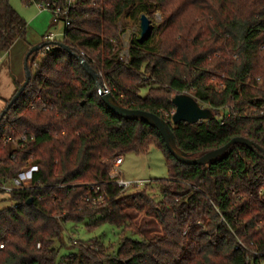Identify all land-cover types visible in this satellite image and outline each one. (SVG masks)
<instances>
[{"label": "trees", "instance_id": "obj_1", "mask_svg": "<svg viewBox=\"0 0 264 264\" xmlns=\"http://www.w3.org/2000/svg\"><path fill=\"white\" fill-rule=\"evenodd\" d=\"M152 4L164 21L147 41H130L125 63L115 52L118 21L139 19ZM68 19L62 43L89 61L123 107L168 122L187 155L199 158L237 136L264 148V0H76ZM27 29L10 0H0V53L26 40ZM39 54L30 55V83L0 121V182L37 167L31 187L9 192L13 203L0 210V264H263L264 160L255 151L237 144L205 166L183 164L155 127L107 108L75 54L60 47L40 60ZM183 93L215 116L174 124L172 98ZM8 136L25 139L14 144ZM150 141L162 151L169 178L126 193L110 181L104 160L144 153ZM89 183L101 186L105 204H92ZM131 209L153 214L157 234L122 236L117 249L100 238L65 240L66 224H110L141 236ZM241 241L261 254L237 249Z\"/></svg>", "mask_w": 264, "mask_h": 264}, {"label": "rangeland", "instance_id": "obj_2", "mask_svg": "<svg viewBox=\"0 0 264 264\" xmlns=\"http://www.w3.org/2000/svg\"><path fill=\"white\" fill-rule=\"evenodd\" d=\"M12 7L16 12L20 13L21 16L28 23V33L26 40L32 46L39 43H45L46 36L51 33L54 34L53 41L63 42L65 36V23L63 20L54 22V12L48 9L39 8L37 3L26 4L24 0H10ZM64 6V5H62ZM151 11L148 14L152 19V23L155 26L154 30L161 27L164 21V14L157 4H152L150 7ZM147 14V13H146ZM140 18L133 19L131 16H124L118 21V27L123 30L120 34L118 40L114 41L115 52L119 55L125 57L130 48V41L134 37H139L140 35ZM160 37V33L157 32L156 35L151 39V46L155 45ZM19 49V48H18ZM18 49H13L12 56L16 62V53ZM43 55L39 54L38 60H40ZM25 59V57H24ZM19 59L17 62L15 70H18L19 66L24 68V60ZM18 66V67H17ZM141 93L145 95L147 92L142 89ZM221 114V113H220ZM220 114L216 115L219 117ZM124 163L122 164L121 170L123 172L122 176L130 180H147L154 182L161 179L169 178L168 169L166 165V159L162 151L150 141V146L148 151L144 153L127 152L124 154ZM109 162V160H104V163ZM31 165L25 166L23 169L30 167ZM22 169V170H23ZM136 189H128L125 192H131ZM156 200L162 199L160 192L156 191ZM12 200L9 198L8 193L2 192L0 190V210L7 208L12 205ZM129 209V208H128ZM133 215V222L136 226L141 228L143 235L136 234L131 230H127L123 233L122 229H119L110 224L100 226L96 229H88L84 224H80L73 227L71 224H66L67 232L65 234V240L67 243L73 242L74 239L81 240L83 242L94 241L95 238H100L106 245H112L114 249H117L122 236L131 237L134 239L141 240L144 236L146 238L152 237L160 230V225H158L156 218L153 214L147 211H138L136 209L129 210ZM68 252L67 248L61 249V254H66Z\"/></svg>", "mask_w": 264, "mask_h": 264}, {"label": "water", "instance_id": "obj_3", "mask_svg": "<svg viewBox=\"0 0 264 264\" xmlns=\"http://www.w3.org/2000/svg\"><path fill=\"white\" fill-rule=\"evenodd\" d=\"M140 35L138 37V41L143 43L151 38L155 26L152 23V19L148 14L144 13L140 16ZM58 47L69 51L72 54H75L69 45H65L62 42H54ZM45 44H35L30 51L27 53L25 57V81L22 83L17 92L12 96L13 98L7 103L4 110L0 113V121L4 118L6 112L9 108L14 105L19 99L20 95L25 91L26 87L30 83L31 71L30 66L33 64L34 57H32L29 61V57L31 54L35 53V51H40ZM76 55V54H75ZM79 61H81L84 70L88 73V75L95 80L97 83V88L99 94H101V99L107 106L109 110L118 115L119 117H123L129 120H141L146 122L152 127H155L160 135L162 136L164 142L166 143V147L169 153L180 161L183 164H193L205 166L221 156L225 155L227 150L237 144H242L252 150L255 151L257 155H259L264 160V148L260 146L255 141L247 139L242 136H237L236 138L231 139L230 142L221 146V148L206 152L203 156L199 158L191 157L184 153L177 145L175 141L174 132L172 130V126L168 124L161 116L156 113H152L142 109H128L123 107L118 103L117 99L113 94L109 91H105L106 84L103 80H100L99 74L97 71L91 66L89 61L76 55ZM172 103L175 107V111L172 115V122L174 124L184 122L190 124H196L203 120L212 119L215 114L211 108L201 106L199 102L195 99V97L189 93L177 94L172 98ZM33 202V198L28 200V203L31 204Z\"/></svg>", "mask_w": 264, "mask_h": 264}, {"label": "built area", "instance_id": "obj_4", "mask_svg": "<svg viewBox=\"0 0 264 264\" xmlns=\"http://www.w3.org/2000/svg\"><path fill=\"white\" fill-rule=\"evenodd\" d=\"M76 0H66V4L64 6L57 4L56 2H50V3H38L39 8L41 9H48L52 10L54 12V22H57L59 20H63L65 25L67 26L70 21L68 19L69 10L72 7V5L75 3ZM46 45L40 50V54L45 56L47 54H52L54 49L58 47L53 41L54 34L51 33L50 35L46 36ZM9 51H4L0 53V60L2 57L8 54ZM121 59L124 60L125 63L129 62V51L126 54L125 57L121 56ZM105 91H109L108 87L104 89ZM25 139V136L19 137L17 140H14L11 136H8L6 138V141L13 142L16 144L17 142L21 143ZM124 157L123 155L115 156L111 159H108V176L110 177V181L114 184H117L121 189L128 190V189H138L139 187H143L150 183V181L147 180H130L122 176L123 172L121 170L122 164L124 163ZM37 171V167L34 165H31L30 167L23 169L16 177L13 178H6L3 179L0 182V190L2 192H12L16 189H23V188H29L31 187V177L33 172ZM89 189L94 192L95 194L92 204L95 206H100L102 204L106 203V197L105 194L101 193V186L98 183H89ZM76 240L74 239L73 242ZM40 247V245H39ZM241 247L248 248L242 241L237 244L236 248L241 249ZM248 250L254 254L259 255L261 254L259 251H251L249 248ZM264 264V261H263Z\"/></svg>", "mask_w": 264, "mask_h": 264}, {"label": "crops", "instance_id": "obj_5", "mask_svg": "<svg viewBox=\"0 0 264 264\" xmlns=\"http://www.w3.org/2000/svg\"><path fill=\"white\" fill-rule=\"evenodd\" d=\"M32 47L27 40L18 39L8 54L0 60V113L4 110L8 101L13 98L12 96L17 90V83L19 84L25 81V64L24 68L22 66H19L18 70H15V68L18 65L17 62L19 59H24ZM13 49H18L15 57L16 62L12 56ZM23 61L25 62V59Z\"/></svg>", "mask_w": 264, "mask_h": 264}]
</instances>
